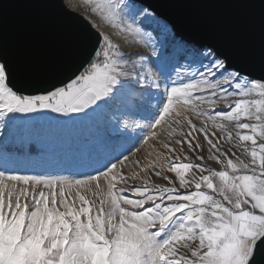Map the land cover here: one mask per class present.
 <instances>
[{"label":"snow or ice","instance_id":"1","mask_svg":"<svg viewBox=\"0 0 264 264\" xmlns=\"http://www.w3.org/2000/svg\"><path fill=\"white\" fill-rule=\"evenodd\" d=\"M226 2L258 4L264 18V0ZM91 11L103 13L113 28L130 34V42L145 51L125 52L99 33L96 47L76 72L58 83L35 85L32 94L17 85L16 66L0 41V135L11 125L58 119L51 114L69 119L72 114L96 115L151 77L157 89L166 85V95L153 108L158 93L143 90L125 113L132 124L125 122L124 127H140L135 117L147 112L152 116L150 129L163 123L171 137L177 134L173 125L179 127L183 139L174 142L181 150L186 146L199 152L202 139L209 158L224 169L213 171L157 153L145 171L153 169L152 175L166 184L137 173L125 175L127 155L95 168L96 174L82 173L80 179L6 177L0 170V264H264V53L259 75L238 68L216 44L186 39L148 0H95ZM224 104L227 110H217ZM185 108L198 120L203 118L199 127L186 118ZM209 121L224 134L223 144L217 143L215 131H209ZM225 122H233L237 131ZM150 136L155 137V131ZM226 144L242 149L241 155ZM163 147L176 151L168 143ZM9 165L5 158L0 168ZM194 167L209 175L186 179L185 172ZM165 173H175L181 189L194 183V190L180 192ZM212 177L219 178V187ZM5 178L23 187H9ZM101 179L107 182L108 200L86 198L82 191H91L93 185L99 189ZM202 184L211 192L202 191Z\"/></svg>","mask_w":264,"mask_h":264},{"label":"rangeland","instance_id":"2","mask_svg":"<svg viewBox=\"0 0 264 264\" xmlns=\"http://www.w3.org/2000/svg\"><path fill=\"white\" fill-rule=\"evenodd\" d=\"M64 1L70 9L83 14L100 33L107 35L114 44L121 46L125 52L145 51L142 46L130 42L132 39L130 34L122 33L120 29L113 28L104 19L103 13L91 11L95 0H92V3H86L85 0ZM165 87L166 85L161 83L157 89L156 85L151 82V77H148L139 88L130 90V95L127 98L106 107L96 115L85 118L80 114H72L73 118L69 119L60 117L59 114H51L58 119L41 120L27 126L16 124L5 127V134L0 135V163L7 158L10 165L7 169L0 168V170L5 171L6 177L9 175H63L80 179L83 178L82 173L96 174L95 168H103V164L109 160H115L116 157L123 159V156L127 155L128 160L122 168L125 175L137 173L142 178L151 177L154 183L166 184L167 181L152 175L153 169L148 168L145 171V166L158 158L157 153H163L164 156L173 160L178 159L182 163L192 162L203 165L206 169L223 170L224 164L209 158L208 145L202 139L200 141L202 150L199 152H193L186 146L181 150V145L174 142L183 139L182 136L178 135L181 129L173 125L177 134L171 137L167 135V131L170 129L163 123L150 129L148 126L152 116L147 112L143 113L142 116L135 117L140 127H124L125 122L129 125L132 124V120L125 113L131 109L132 102L139 99L143 90L147 89L153 93H158L152 102V107L156 108L158 102L166 95ZM220 108L227 110L228 105H217V110ZM209 111L211 112L212 109ZM183 112L186 118H191L198 127L203 122V118L198 120L195 113L189 109L185 108ZM2 119L0 118V121ZM225 123L234 133L237 131V129L232 128L233 122ZM208 128L209 131H215L219 137L217 143L223 144L224 134L220 129L213 128L210 121ZM184 130L187 131L186 128ZM151 131H155V137L150 136ZM238 131L241 134H249L250 130L240 129ZM196 135L200 136V134ZM233 140L235 141V136ZM162 142L170 144L176 150L175 153L168 152L163 147ZM240 143L245 142L240 141ZM224 147L230 148L236 156H240L243 151L232 144H226ZM211 155H215V153ZM200 156H203L204 159H199ZM224 159L225 157L221 156V160ZM233 159L235 162V158ZM190 170L196 176L206 172H200L195 167ZM165 174L178 181L175 173ZM138 182L139 180L129 181L130 184ZM4 183L9 187L13 183H16L17 188L23 187L21 182H13L6 178ZM99 184V189L93 185L91 191H82V194H85L86 198L89 199L99 201L103 197L107 201L109 198L107 182L101 179ZM97 192L99 195L94 196V193ZM127 195L132 196L130 190L127 191Z\"/></svg>","mask_w":264,"mask_h":264},{"label":"water","instance_id":"3","mask_svg":"<svg viewBox=\"0 0 264 264\" xmlns=\"http://www.w3.org/2000/svg\"><path fill=\"white\" fill-rule=\"evenodd\" d=\"M186 39L213 43L238 68L260 74L264 18L260 6L226 0H148ZM0 41L17 69V85L34 94L35 85L58 83L89 58L99 31L64 0H0Z\"/></svg>","mask_w":264,"mask_h":264},{"label":"crops","instance_id":"4","mask_svg":"<svg viewBox=\"0 0 264 264\" xmlns=\"http://www.w3.org/2000/svg\"><path fill=\"white\" fill-rule=\"evenodd\" d=\"M213 171H214V170H213ZM193 175H194V174H193V171H192V170H187V171L185 172V178H186V179H191ZM201 175H209V172L206 171V172L202 173ZM201 175H199V176H201ZM195 176H196V175H195ZM199 176H196V178L198 179ZM212 180H213V183H214L217 187H219V184H220L219 178H218V177H212ZM176 183H177V188H178V190H179L180 192H183V193H190V192H192V191L194 190V183L190 184L189 187H188L187 189H181V188H179V186H178V181H176ZM201 190H202V191L211 192V190H208V189L206 188V185H203V184H202V188H201ZM256 213L259 214V213H258V210H256ZM197 243H198V242H197ZM193 247H195V244L193 245Z\"/></svg>","mask_w":264,"mask_h":264}]
</instances>
